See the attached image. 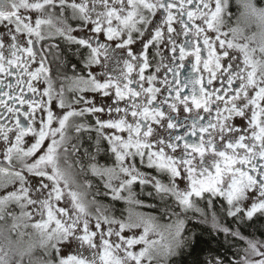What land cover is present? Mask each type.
<instances>
[{"label":"snow or ice","instance_id":"snow-or-ice-1","mask_svg":"<svg viewBox=\"0 0 264 264\" xmlns=\"http://www.w3.org/2000/svg\"><path fill=\"white\" fill-rule=\"evenodd\" d=\"M0 264H264V5L0 0Z\"/></svg>","mask_w":264,"mask_h":264},{"label":"rangeland","instance_id":"rangeland-1","mask_svg":"<svg viewBox=\"0 0 264 264\" xmlns=\"http://www.w3.org/2000/svg\"><path fill=\"white\" fill-rule=\"evenodd\" d=\"M257 2V1H256ZM257 4H258V6H262V5H264V0H259L258 2H257ZM67 251V249H65V252Z\"/></svg>","mask_w":264,"mask_h":264},{"label":"trees","instance_id":"trees-1","mask_svg":"<svg viewBox=\"0 0 264 264\" xmlns=\"http://www.w3.org/2000/svg\"><path fill=\"white\" fill-rule=\"evenodd\" d=\"M256 1L258 2L259 0ZM233 10L235 11V8H233ZM205 239H207V236H205ZM213 247H215V242H213Z\"/></svg>","mask_w":264,"mask_h":264},{"label":"flooded vegetation","instance_id":"flooded-vegetation-1","mask_svg":"<svg viewBox=\"0 0 264 264\" xmlns=\"http://www.w3.org/2000/svg\"><path fill=\"white\" fill-rule=\"evenodd\" d=\"M234 11V10H233ZM187 71V69H185V72Z\"/></svg>","mask_w":264,"mask_h":264}]
</instances>
